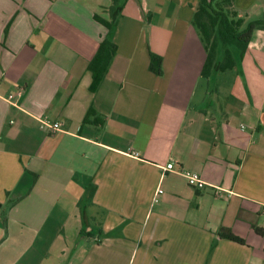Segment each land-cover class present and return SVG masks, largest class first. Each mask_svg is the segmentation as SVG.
I'll return each mask as SVG.
<instances>
[{
    "label": "crops",
    "instance_id": "1",
    "mask_svg": "<svg viewBox=\"0 0 264 264\" xmlns=\"http://www.w3.org/2000/svg\"><path fill=\"white\" fill-rule=\"evenodd\" d=\"M197 4L0 0V264H264V30L203 79ZM234 7L264 18V0ZM109 34L117 52L90 93Z\"/></svg>",
    "mask_w": 264,
    "mask_h": 264
},
{
    "label": "trees",
    "instance_id": "2",
    "mask_svg": "<svg viewBox=\"0 0 264 264\" xmlns=\"http://www.w3.org/2000/svg\"><path fill=\"white\" fill-rule=\"evenodd\" d=\"M126 0H111L116 10H121ZM105 26L109 33L112 25L94 17ZM191 25L198 32L200 41L205 51V60L200 76L203 79L211 78L216 73L232 70L239 64L247 50L248 44L256 30H264V18L245 24L244 17L234 7V0H198V4L191 18ZM117 46L112 41L110 34L104 38L94 56L89 61L87 70L91 75L89 92L94 93L104 79L109 66L115 57ZM162 60L150 54L149 70L156 76L162 74ZM93 112L88 111L86 116L93 117ZM86 117L83 123H86ZM94 125L99 123L94 122ZM256 234L262 236L263 230L252 225ZM220 239L244 245L245 242L232 233L228 228L221 227L217 231Z\"/></svg>",
    "mask_w": 264,
    "mask_h": 264
},
{
    "label": "built area",
    "instance_id": "3",
    "mask_svg": "<svg viewBox=\"0 0 264 264\" xmlns=\"http://www.w3.org/2000/svg\"><path fill=\"white\" fill-rule=\"evenodd\" d=\"M9 99H11V96H9ZM40 129L51 134L57 130H59V125L58 124H52L50 123V121H48L47 119H42L40 121ZM132 158L134 159H138L139 155L137 153H130L129 154ZM165 172H174V166L172 163H169L168 165H166V167L163 169ZM180 175L184 178V180L186 181L187 185L189 187H192L194 189L197 190H201L204 188V182L201 180L200 176L192 171H182L180 172ZM162 191L158 190L157 195L161 194ZM153 203H158V198L156 197L153 200Z\"/></svg>",
    "mask_w": 264,
    "mask_h": 264
}]
</instances>
